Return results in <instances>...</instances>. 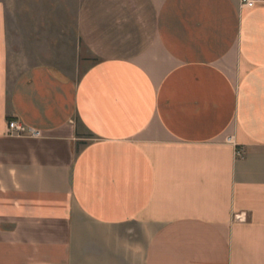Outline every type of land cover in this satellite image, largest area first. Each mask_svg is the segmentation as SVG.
<instances>
[{
	"label": "crops",
	"instance_id": "crops-1",
	"mask_svg": "<svg viewBox=\"0 0 264 264\" xmlns=\"http://www.w3.org/2000/svg\"><path fill=\"white\" fill-rule=\"evenodd\" d=\"M5 15L0 264H264V3L81 0L80 77Z\"/></svg>",
	"mask_w": 264,
	"mask_h": 264
},
{
	"label": "rangeland",
	"instance_id": "rangeland-1",
	"mask_svg": "<svg viewBox=\"0 0 264 264\" xmlns=\"http://www.w3.org/2000/svg\"><path fill=\"white\" fill-rule=\"evenodd\" d=\"M18 73L27 65L52 63L80 77L96 59L77 33L81 0H2Z\"/></svg>",
	"mask_w": 264,
	"mask_h": 264
},
{
	"label": "built area",
	"instance_id": "built-area-1",
	"mask_svg": "<svg viewBox=\"0 0 264 264\" xmlns=\"http://www.w3.org/2000/svg\"><path fill=\"white\" fill-rule=\"evenodd\" d=\"M264 3V0H241V4L244 8L252 9L255 8L257 5ZM9 129L17 132H24L26 130L25 126L18 123L17 121L13 120L9 122ZM34 134L38 136L40 133L34 131Z\"/></svg>",
	"mask_w": 264,
	"mask_h": 264
}]
</instances>
